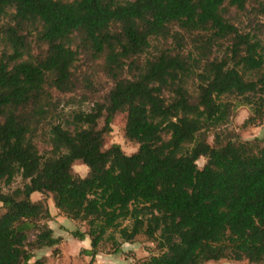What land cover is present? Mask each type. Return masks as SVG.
Wrapping results in <instances>:
<instances>
[{"label":"trees","instance_id":"trees-1","mask_svg":"<svg viewBox=\"0 0 264 264\" xmlns=\"http://www.w3.org/2000/svg\"><path fill=\"white\" fill-rule=\"evenodd\" d=\"M240 105L263 120L264 0H0V264H47L49 196L92 260L118 233L157 243L132 264L264 263V140L225 127ZM121 114L131 154L108 143Z\"/></svg>","mask_w":264,"mask_h":264},{"label":"rangeland","instance_id":"rangeland-1","mask_svg":"<svg viewBox=\"0 0 264 264\" xmlns=\"http://www.w3.org/2000/svg\"><path fill=\"white\" fill-rule=\"evenodd\" d=\"M61 109L65 113L71 111L77 107V105L69 103L67 100L61 101ZM87 106V104L85 105ZM252 115L250 108L246 105L237 106L236 110L233 113L229 123L225 126L227 129L237 133L242 139H251L254 137H261L264 140V118L261 122H257L254 125L244 126L243 123L248 117ZM126 124V115H119L112 125V131L108 136V143L120 144L123 150L127 154H131L137 150L138 144L128 141L124 136V127ZM213 137H210L212 140ZM37 144L42 153L50 149V146L47 145L42 139H37ZM206 162V158L202 157L198 160V166L202 167ZM75 171H77L81 176H85L88 167L84 164H76L74 166ZM24 183L21 176H17L15 181L12 183L11 187H5L4 190L8 191L9 189H14L16 187L22 186ZM44 198L45 195L38 192L32 195V198L35 200L37 198ZM54 215L52 219L48 221L51 223L57 233H61V238L59 244L54 247H43L40 249H34V254L36 258L45 259L47 264H86V262L92 261L93 264H132L140 258L148 257L151 254L158 253L157 243L150 241L143 234L138 235L134 242H125L120 238L118 233L115 234V237L119 244H114L112 240H104L99 248L98 254L95 256L94 260L91 257H86V254L82 251L87 245V241L81 240L75 237L72 234L74 230L85 231L88 226L84 222L75 221L72 219L64 220L60 222L55 218L58 215H61L58 212V209L54 206L52 198L47 197ZM3 212L2 203L0 202V213ZM125 225L129 224V221L124 222ZM53 229V228H52ZM54 230V229H53ZM89 237V236H88ZM34 236H31L33 239ZM88 244L91 248V240L88 239ZM204 264H253L248 260L234 261L228 259H222L219 261H208ZM264 264V263H262Z\"/></svg>","mask_w":264,"mask_h":264},{"label":"crops","instance_id":"crops-1","mask_svg":"<svg viewBox=\"0 0 264 264\" xmlns=\"http://www.w3.org/2000/svg\"><path fill=\"white\" fill-rule=\"evenodd\" d=\"M37 199H39V198H37ZM49 204H50V203H49ZM50 210H51V214H52V216H53V215H54V212L52 211L51 205H50ZM58 212L60 213L59 210H58ZM60 214H61V213H60ZM55 219H56V220H59L60 222H63L65 219H66V220H69V218L65 217L63 214L58 215V217H56ZM49 225H50L51 228L54 229V235H55L56 237L62 235L61 233H57V232H56L55 227H54L51 223H49ZM88 239H90L88 236L84 239V241H87V244H86L87 246L84 247V249H90V247H88V246H89V244H88ZM87 256H88V255H86V257H87ZM88 257H90V256H88ZM86 263H88V262H86Z\"/></svg>","mask_w":264,"mask_h":264}]
</instances>
